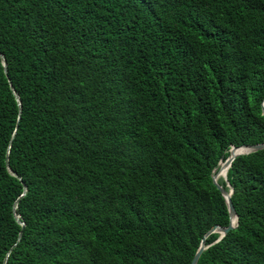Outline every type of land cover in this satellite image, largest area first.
<instances>
[{
  "label": "trees",
  "instance_id": "16d2710c",
  "mask_svg": "<svg viewBox=\"0 0 264 264\" xmlns=\"http://www.w3.org/2000/svg\"><path fill=\"white\" fill-rule=\"evenodd\" d=\"M0 55V264H190L228 226L264 0H0ZM226 181L197 264H264V149Z\"/></svg>",
  "mask_w": 264,
  "mask_h": 264
},
{
  "label": "water",
  "instance_id": "95a60500",
  "mask_svg": "<svg viewBox=\"0 0 264 264\" xmlns=\"http://www.w3.org/2000/svg\"><path fill=\"white\" fill-rule=\"evenodd\" d=\"M0 59H1V63H2V66L4 68V72L6 73V62L3 58L2 55H0ZM10 89L12 91V93L14 94L15 96V99L16 101L18 102L19 104V98H18V95L15 93L13 87L11 86L10 84ZM262 113L264 115V100L262 102ZM264 149V143L263 144H257V145H243V146H240V147H232L229 151V156L228 158L224 161V162H220L219 164V167L213 171V175H212V182L213 184L216 186V188L219 190L220 194L222 195V197L224 198L225 200V203H226V206H227V209H228V216H229V224L226 228H222V227H219V226H215L213 227L211 230H209L203 237V239L201 240V243H200V246H199V249L197 250L196 254L194 255L192 261L190 264H197L198 262V259L201 255V253L203 252V250L206 249L205 247V239L210 236L211 234L213 233H217L220 235V237L218 238L217 241H219L222 237H224L228 231H230L231 229L235 228V224L237 222V215H236V212H235V209L233 207V204L231 202V195L233 193L232 189L229 187V191H225L220 185H218L217 183V180L219 178V175L221 173V171H225V175L223 177H221L224 182H226L227 184V181H226V173H227V170L230 168L231 166V163L239 156L241 155H247V154H251V153H255V152H258V151H261ZM6 165L8 166V161L6 160ZM14 177H17V175L15 173H11ZM23 195L25 194L26 192V189L24 187V191H23ZM16 208H17V203L14 204V207H13V213H14V217L15 219L17 220V222H19V218L16 214ZM20 223V222H19ZM22 226L24 225L23 223H20ZM20 236L21 234L19 235V239H20ZM6 259L4 260V263L3 264H6Z\"/></svg>",
  "mask_w": 264,
  "mask_h": 264
},
{
  "label": "bare ground",
  "instance_id": "6f19581e",
  "mask_svg": "<svg viewBox=\"0 0 264 264\" xmlns=\"http://www.w3.org/2000/svg\"><path fill=\"white\" fill-rule=\"evenodd\" d=\"M225 175V171H221V173H220V177H223Z\"/></svg>",
  "mask_w": 264,
  "mask_h": 264
},
{
  "label": "rangeland",
  "instance_id": "374dc122",
  "mask_svg": "<svg viewBox=\"0 0 264 264\" xmlns=\"http://www.w3.org/2000/svg\"><path fill=\"white\" fill-rule=\"evenodd\" d=\"M220 164V163H219ZM221 165V164H220ZM219 178H221L220 176H219Z\"/></svg>",
  "mask_w": 264,
  "mask_h": 264
}]
</instances>
